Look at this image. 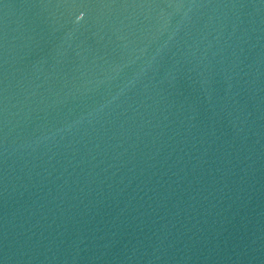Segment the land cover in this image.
<instances>
[{
    "label": "water",
    "instance_id": "obj_1",
    "mask_svg": "<svg viewBox=\"0 0 264 264\" xmlns=\"http://www.w3.org/2000/svg\"><path fill=\"white\" fill-rule=\"evenodd\" d=\"M0 264H264V0H0Z\"/></svg>",
    "mask_w": 264,
    "mask_h": 264
}]
</instances>
